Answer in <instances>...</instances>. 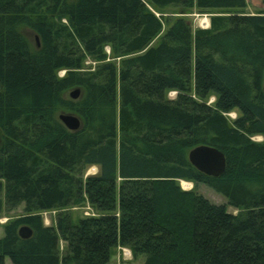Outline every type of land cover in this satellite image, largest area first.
<instances>
[{"label":"trees","instance_id":"trees-1","mask_svg":"<svg viewBox=\"0 0 264 264\" xmlns=\"http://www.w3.org/2000/svg\"><path fill=\"white\" fill-rule=\"evenodd\" d=\"M149 6L232 13L195 31L176 19L153 43L163 21ZM246 6L0 0V213H24L4 229L0 264H108L118 246L142 264H264V10L234 12ZM86 58L94 69L83 71ZM72 88L75 100L65 97ZM61 111L79 118L77 131ZM200 145L224 154L222 175L189 163ZM88 167L98 172L84 178ZM180 181L209 187L237 213ZM84 202L93 216L65 211ZM43 211H58L54 226Z\"/></svg>","mask_w":264,"mask_h":264},{"label":"rangeland","instance_id":"rangeland-1","mask_svg":"<svg viewBox=\"0 0 264 264\" xmlns=\"http://www.w3.org/2000/svg\"><path fill=\"white\" fill-rule=\"evenodd\" d=\"M150 11H152L157 17L161 18L163 21V30L160 34V36L153 42L156 43L159 41L161 36L164 34V32L168 29V26L172 24L176 19H184L189 23V25L192 28V31L199 30V29H209L210 27V19L214 16H227L231 14L232 12L222 11V10H200L197 8H192L190 10L176 8V7H168L164 10L158 11L156 9H153L152 7H148ZM264 10L263 5L261 4L260 0H247V6L243 10L234 11V12H242L245 15H254L258 13L259 11ZM63 23H65V20H62ZM204 22H207L206 25H204ZM28 38L31 41L33 45L38 46V38L34 34L28 32ZM106 53L109 55L110 50L109 47H105ZM97 63L92 61L89 58H86L83 62L82 69L83 71H86V69H94L96 67ZM66 75L65 70H59L56 73L57 78L61 79ZM78 90L77 88H72L68 90L65 93L66 98H70V93L73 91ZM176 92H169L167 94V98L170 100H173L176 98ZM80 96V91H79ZM78 96V97H79ZM71 99V98H70ZM215 101L214 96H210L207 99V104H213ZM60 114H69L64 111H61ZM59 114V115H60ZM58 115V116H59ZM71 115V114H70ZM73 115V114H72ZM75 116V115H74ZM231 121L234 120L238 116L237 111H232L226 115ZM117 138H119V135L117 134ZM2 132L0 130V144L2 143ZM252 140L256 143H261L263 141L262 136H254L252 137ZM92 167H88L84 171V178L87 176H93L96 175L98 172V169L95 168L94 173H89V169ZM184 182V181H183ZM188 183V182H186ZM180 187L181 183L179 182ZM183 189V188H182ZM195 190L198 194L205 197L207 200H209L211 203L217 204V205H225L227 208V211L233 215L237 213V210L228 206L226 199L221 196L220 194H217L209 187L200 184L195 186L191 183V188L189 190ZM184 190V189H183ZM188 191V190H186ZM65 211H68L73 219H77L80 217H88L93 216L95 213L93 209L86 203H81L78 205L71 206L70 208L66 209ZM58 211H43L40 212L39 215L41 217L42 223L44 226H54L55 224V218L57 216ZM23 205L19 206L17 209L7 212L5 210L1 211L0 213V239L4 236V229L5 227L13 222L15 219L20 218L23 216ZM65 244L63 242H60V248L64 249ZM128 252V254H127ZM142 256H135L130 249L126 247L118 246L111 251V257L108 264H142L143 262ZM4 264H12L8 258H5Z\"/></svg>","mask_w":264,"mask_h":264},{"label":"water","instance_id":"water-1","mask_svg":"<svg viewBox=\"0 0 264 264\" xmlns=\"http://www.w3.org/2000/svg\"><path fill=\"white\" fill-rule=\"evenodd\" d=\"M262 92L264 96V79ZM69 96L75 100L79 96V91L75 90ZM58 119L69 131H77L80 128L81 122L74 115L60 114ZM188 161L196 170L210 177L222 175L226 168L224 154L220 150L206 145H200L191 149L188 153ZM31 235L32 231L26 226H22L18 230V236L21 239H28Z\"/></svg>","mask_w":264,"mask_h":264},{"label":"bare ground","instance_id":"bare-ground-1","mask_svg":"<svg viewBox=\"0 0 264 264\" xmlns=\"http://www.w3.org/2000/svg\"><path fill=\"white\" fill-rule=\"evenodd\" d=\"M206 23L207 22H204V25H206ZM95 170L96 169L92 167L91 169H89V173H94ZM180 183H181V186H182V188L184 190H189L191 188V183H186V182H183V181H180ZM127 254H128V252H127Z\"/></svg>","mask_w":264,"mask_h":264}]
</instances>
